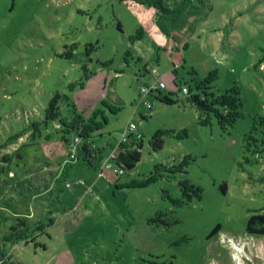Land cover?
<instances>
[{"label":"rangeland","instance_id":"374dc122","mask_svg":"<svg viewBox=\"0 0 264 264\" xmlns=\"http://www.w3.org/2000/svg\"><path fill=\"white\" fill-rule=\"evenodd\" d=\"M136 1L0 0V146L58 93L102 149L96 168L71 158L79 144L57 122L0 148V239L31 230L0 264H264V240L245 233L264 213V0H160L156 18ZM186 10L196 19L174 74L154 20L179 30ZM151 69L173 104L141 101ZM130 122L141 158L109 181L100 169L127 160L116 151Z\"/></svg>","mask_w":264,"mask_h":264},{"label":"trees","instance_id":"16d2710c","mask_svg":"<svg viewBox=\"0 0 264 264\" xmlns=\"http://www.w3.org/2000/svg\"><path fill=\"white\" fill-rule=\"evenodd\" d=\"M136 3H139L141 5H145L149 8H155L156 10L160 9L163 11L162 3L160 0H145L144 1H136ZM158 16V14H157ZM156 25L159 27V29L166 35V42L162 47H160V52L161 56L165 55L170 58V63L172 66V72L175 74L176 68L180 67L181 64L184 62V57L182 54V50L186 46V39L176 30H170L164 25L161 21L156 20ZM120 26H118V29ZM158 95L153 96L152 94L150 95L154 99L165 103V104H173L174 100L170 97V94H162L160 90L157 91ZM191 100L193 103L197 104L199 107H209L208 104H205L202 102V100L196 96L192 95ZM60 100H59V94L55 93L51 97L48 106L46 110L44 111V117L40 121H35L34 123H30L29 127L27 129L12 133L9 135L3 144H1L0 148L5 149L8 148L11 145H15L18 143L21 148L23 145H30L29 143L23 144L20 142V139L27 136L29 132L31 131L30 126L34 128V130L31 132L34 133L40 126H46L48 122H57V125L60 126V129L67 128L71 130L70 132H66L67 137H72L73 141L78 138L79 139V146L77 148V153L76 158L77 159H82L83 164L89 166V167H94L96 168L97 163L100 158L97 157V155H100L102 149L97 148L94 146L92 141L90 140V134L84 135L81 134V131H79V128H77L81 124V117L80 115H77L74 112V115L70 116H62L61 110H60ZM52 111L53 114L55 115L54 117H49V112ZM142 119H145V117H142ZM81 126H84L81 124ZM59 130L54 128V134L59 135ZM130 134L127 135V143L126 144H118V150L116 151L119 154L124 153L127 157L126 161H123L121 165H118V169H114V171L111 174H107L103 171V169H100V175H106V177L109 179V181H114L119 176L125 174L126 170L131 171L136 163L140 160L141 158V148H142V135L136 136L131 139V136L134 135L133 132H129ZM30 135V134H29ZM28 137V136H27ZM71 138V139H72ZM152 146V150L154 152L161 150L162 149V144L163 140L160 138H155L150 142ZM87 154H91L93 158L87 159ZM13 154H8L7 157V163L11 161V156ZM90 162V163H89ZM100 164V162H99ZM122 169V173H119L118 170ZM4 221V218L0 214V224ZM13 222H15L13 220ZM16 224V223H15ZM219 225H217L210 233L209 236H212L216 234L219 231ZM38 230V228L33 229L32 231L35 232ZM8 233L4 234L2 238L0 239L1 242L3 243L0 245V260L4 259L5 256V244L4 243H15L17 241H23L27 240L30 238V228L29 226L24 223L23 225L16 226V227H11L7 231ZM245 233L252 235V236H264V213L263 214H258V215H252L248 218L246 225H245ZM1 244V243H0Z\"/></svg>","mask_w":264,"mask_h":264},{"label":"built area","instance_id":"2783aa9c","mask_svg":"<svg viewBox=\"0 0 264 264\" xmlns=\"http://www.w3.org/2000/svg\"><path fill=\"white\" fill-rule=\"evenodd\" d=\"M148 73L150 75H152V77L154 79V83L152 85L142 87L141 91L139 93V96H140L141 101H144L146 103L147 107L149 109H151L152 108V104L147 101V96L153 94L154 91H158L160 89H163L165 87V85H164L163 82H161L159 80V77H158L156 69H151L150 71H148ZM181 92L184 93V94H188L189 93V89L187 87H183L181 89ZM135 130H136V124L133 123V122H130L127 125V127H126V131L127 132H133L134 133ZM127 135H128L127 133L126 134L124 133L122 135V137H121V139H120L118 144H126L127 141H128ZM74 141L79 143V139L78 138H76ZM75 157H76V153L73 152L71 154V158H75ZM118 172L122 173V169H119ZM259 238L264 240V236H260Z\"/></svg>","mask_w":264,"mask_h":264},{"label":"crops","instance_id":"0c3cea01","mask_svg":"<svg viewBox=\"0 0 264 264\" xmlns=\"http://www.w3.org/2000/svg\"><path fill=\"white\" fill-rule=\"evenodd\" d=\"M173 1L175 3H181L182 2V0H173ZM157 14H158L157 10L154 11L155 18L157 16ZM185 14H186V16H185ZM195 19H196V14L194 12L187 11V10L184 11V12H182V23H181V27H180L179 30H176V31L179 32L186 39L187 33H189L190 29L192 28V26H193L192 23H193V21ZM154 24H155L154 26L156 28V30L153 31L154 36H156L157 43H158L159 47H162L164 45V43L166 42V35L156 25V20H154ZM172 30H175V29H172ZM159 59L161 60V57ZM144 64H146V68H147L148 67V63L145 62ZM141 72L142 71H139V73H141ZM145 73H146V71H145ZM139 77L142 79V76H139ZM62 173H63V171H62Z\"/></svg>","mask_w":264,"mask_h":264}]
</instances>
